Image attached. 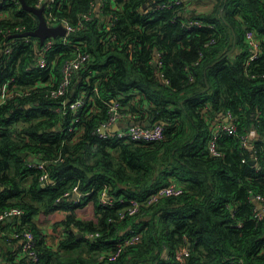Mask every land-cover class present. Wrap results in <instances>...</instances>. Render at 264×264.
Wrapping results in <instances>:
<instances>
[{
    "label": "trees",
    "instance_id": "1",
    "mask_svg": "<svg viewBox=\"0 0 264 264\" xmlns=\"http://www.w3.org/2000/svg\"><path fill=\"white\" fill-rule=\"evenodd\" d=\"M59 3L57 20L75 26L83 13L91 17L66 43L55 41L40 67L34 43L7 37L16 27L34 29L37 17L17 0H0V94L13 78L6 87L12 96L0 103V213L22 210L0 222V263L264 264V218L253 217V195H264V0H214L207 11L188 7L189 0ZM192 19L206 26L187 27ZM247 29L261 48L246 64ZM78 52L89 57L72 72L68 91L49 97ZM81 96L89 100L77 113L59 110L63 99ZM112 100L130 114L124 123L159 122L163 138L99 136ZM229 111L237 135H222L221 154L211 155L209 123ZM243 134L252 147L241 144ZM40 162L45 182L43 169L30 165ZM170 181L183 192L119 217L126 205L119 199L144 200ZM74 186L89 193L76 202L64 195ZM104 190L116 204L100 201ZM130 229L140 233L137 243L99 257ZM25 230L35 237L33 258L22 253ZM182 246L188 253L179 259Z\"/></svg>",
    "mask_w": 264,
    "mask_h": 264
},
{
    "label": "built area",
    "instance_id": "2",
    "mask_svg": "<svg viewBox=\"0 0 264 264\" xmlns=\"http://www.w3.org/2000/svg\"><path fill=\"white\" fill-rule=\"evenodd\" d=\"M99 0H96L98 2ZM182 0H174V2L178 3ZM45 4V17L47 22L50 25H57L59 23L63 24L67 32L64 36H58L57 38H46L42 44L38 43L37 37L34 36H23L21 37L23 42L27 45L34 43L41 52V56L38 57L36 61V66L44 67L47 66L48 61L45 59V53L51 48V46L55 43V41H61L62 43H66L68 34L74 30L75 28H80L83 25V21L87 20L91 17V10L83 13L81 15V19L78 21V23L74 26L71 25L68 21L61 19L57 20L53 15V9L61 5L59 3V0H38L36 3V6H40L41 4ZM98 5H96L97 8ZM6 13L4 11L0 10V17H5ZM187 27H204L206 26V23H203L200 20L192 19L189 20L186 24ZM207 26H211L210 23L207 24ZM26 30L23 27H16V30L14 32H20ZM11 32V33H14ZM10 34V33H9ZM7 34V36L9 35ZM60 39V40H58ZM244 39L247 44L248 48V56L246 59V64L249 63L251 60L255 59L260 54V39L256 32L253 29H247L244 33ZM207 44V43H206ZM5 52L10 51V47L6 46L4 48ZM89 55L87 52H78L73 57L67 59L62 67V78L57 84L56 87L49 90L48 94L51 98H59L63 97L65 93L68 91V88L70 86L71 80H72V72L74 70L79 69L82 67L85 62L87 61ZM158 63V61H157ZM13 78L8 79L6 84L3 86L2 93L0 94V103L4 102L7 98L12 96L13 92L8 93L7 90V84L12 81ZM89 99L86 98V96H81L75 100H70L68 104H65V99L62 100L63 106L62 108H59V110L62 113H65L67 111H73L77 113V111L84 107L86 102ZM110 104V115L109 117L102 122L98 126V133L99 136L104 137L107 134H113L118 139H126V140H140V141H150V140H160L164 136V125L156 122L151 124L150 126H145L143 124H124V122L131 117L129 113H121L118 110L119 102L118 101H111ZM77 120V119H76ZM114 125H118V127L113 130L112 127ZM72 130L73 128L70 126L69 128ZM209 132L210 137L207 142V148L211 155L219 156L221 154L220 150L218 149V142L222 135H237V124L235 120V116L231 113V111L226 112L225 119L224 120H218V121H212L209 123ZM248 134L241 135V144L247 147H252V144L249 141ZM30 165L39 167L43 169L42 173L39 176V179L42 182H45L48 179V173L46 169L43 166V162L40 163H30ZM183 192V186L180 183H177L175 181H170L168 184L162 185L155 189L152 193H150L144 200H139L137 198H129V199H119L118 202L120 203H126L124 209L119 213L120 218H124L128 215H134L140 211V208L142 205H149L152 203L157 202L158 200L167 197V196H177ZM89 192H81L77 189V186H74L71 191L65 192V196L68 195H74V200L80 201L84 196H86ZM100 201L103 204L108 205H114L116 204V200L113 199L108 195L106 190L101 192ZM253 217L257 220H261L264 218V195L256 194L253 195ZM22 213V210L18 208H10L2 213H0V222L6 220V219H12L14 216H19ZM18 235V234H16ZM22 237V253L27 254L31 258H33L36 253L34 251L35 246V237L33 233L29 230H25L21 233ZM140 233L137 232L134 229H130L128 232V235L124 237L123 239H120L116 243V249L114 251H111L109 253L100 254L99 257L102 259L105 256H108L110 258L116 257L120 252H122L126 245L128 244H135L140 240ZM179 259H183L182 255L188 253V249L186 246H182L178 248V251L176 252Z\"/></svg>",
    "mask_w": 264,
    "mask_h": 264
},
{
    "label": "water",
    "instance_id": "3",
    "mask_svg": "<svg viewBox=\"0 0 264 264\" xmlns=\"http://www.w3.org/2000/svg\"><path fill=\"white\" fill-rule=\"evenodd\" d=\"M20 4V6L25 9L28 12L33 13L37 17V25L34 29H26L20 32H14L10 33L7 37H23V36H34L37 37L38 43L42 44L46 38H57L58 36H64L67 32L66 27L59 23L57 25H50L45 17V4H41L40 6L31 5L26 2V0H17ZM154 66L157 65V60H154L152 62ZM71 98L67 97L65 98L64 103L68 104L70 102ZM137 122H127L124 124H135ZM139 124V123H138ZM152 123L150 121H145L143 125L150 126ZM118 127V125H114L112 127L113 130H115ZM255 161L252 160L251 163H254ZM78 237L82 236V233L77 234Z\"/></svg>",
    "mask_w": 264,
    "mask_h": 264
},
{
    "label": "crops",
    "instance_id": "4",
    "mask_svg": "<svg viewBox=\"0 0 264 264\" xmlns=\"http://www.w3.org/2000/svg\"><path fill=\"white\" fill-rule=\"evenodd\" d=\"M187 1V0H186ZM189 3L190 4H187L188 5V7H194V8H196V7H200V8H202V9H204L205 11H207V10H210L211 8H212V6H213V3H214V0H189ZM200 11V10H199ZM225 114L226 113H221L219 116H218V118H216V120H214V121H218V120H221V119H219V118H222V120H224L225 119ZM181 184V183H180ZM72 199H74V196L72 197ZM87 217V216H86ZM46 223V230L48 231V232H50V227H48L47 226V222H44V224ZM48 223L50 224V223H52V221L51 220H48ZM54 240V239H53ZM52 240V241H53ZM57 241V240H56ZM55 240H54V242H56ZM5 263V261L4 260H2V262L0 263V264H4Z\"/></svg>",
    "mask_w": 264,
    "mask_h": 264
},
{
    "label": "rangeland",
    "instance_id": "5",
    "mask_svg": "<svg viewBox=\"0 0 264 264\" xmlns=\"http://www.w3.org/2000/svg\"><path fill=\"white\" fill-rule=\"evenodd\" d=\"M193 9H195V10H197V11H205L204 9H202V8H200V7H196V8H194V7H192ZM51 224V223H50ZM50 234L52 233L51 232V229H50V232H49ZM51 237L53 238V239H55V241L57 240V237H56V235H54L53 233L51 234Z\"/></svg>",
    "mask_w": 264,
    "mask_h": 264
}]
</instances>
